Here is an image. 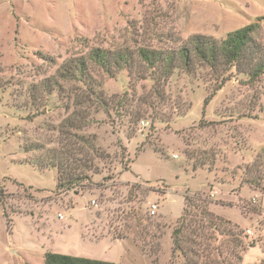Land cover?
I'll use <instances>...</instances> for the list:
<instances>
[{
  "label": "rangeland",
  "instance_id": "rangeland-1",
  "mask_svg": "<svg viewBox=\"0 0 264 264\" xmlns=\"http://www.w3.org/2000/svg\"><path fill=\"white\" fill-rule=\"evenodd\" d=\"M262 16L264 0H0V264H43L50 250L183 264L172 230L186 193L239 225L242 264H264V73L178 59L168 73L141 53L176 58L193 35L220 41ZM255 37L264 45V19ZM80 58L99 93L60 77ZM84 137L98 152L76 150ZM86 151L83 178L58 189L52 155Z\"/></svg>",
  "mask_w": 264,
  "mask_h": 264
},
{
  "label": "trees",
  "instance_id": "trees-1",
  "mask_svg": "<svg viewBox=\"0 0 264 264\" xmlns=\"http://www.w3.org/2000/svg\"><path fill=\"white\" fill-rule=\"evenodd\" d=\"M263 19L264 16L256 22L229 32L226 38L220 41L211 36L193 35L179 50L176 58L172 54L164 55L162 52L147 50L141 52L142 58L151 65L166 61L165 71L168 73L177 66L175 59H178L186 71L196 69V63L211 67L214 71H220V74L236 66L239 70L248 72L254 79L264 73V45L255 37L261 29ZM90 57L103 67L111 64V59L106 57L104 52L95 51ZM58 72L60 77L71 81L82 82L86 76V81L89 83L88 91L92 94L101 91L100 86L94 82L95 80L89 73L87 58L66 61ZM83 139L85 144L83 147L77 148V151L91 149L93 152H98L94 141L85 137ZM86 154L85 160L72 155H52L51 160L57 159L58 161V189L62 186L71 189L76 183H79L83 178L79 175L83 172L75 171L90 167L88 151ZM64 169L67 170L69 177L65 178L62 171ZM184 198L186 202L184 212L178 219L177 226L172 230L173 253L179 252L183 256V264H242L243 251L246 246L242 236L243 231L240 230L239 225L210 210L208 207L210 200L203 198L201 194L192 196L186 193ZM193 198L203 202L198 205L199 212L197 213L189 208L193 204ZM223 235H229L230 238H225ZM250 246H254V244H250ZM44 264L116 263L86 256L47 251L44 255Z\"/></svg>",
  "mask_w": 264,
  "mask_h": 264
},
{
  "label": "crops",
  "instance_id": "crops-1",
  "mask_svg": "<svg viewBox=\"0 0 264 264\" xmlns=\"http://www.w3.org/2000/svg\"><path fill=\"white\" fill-rule=\"evenodd\" d=\"M63 218H64V215H63ZM84 227L86 226V224L85 225H83ZM82 239H84L85 240V237H83L82 236ZM104 239H109V238H107V237H105V238H102V239H97V240H91V239H89V238H86V240H90V241H93V242H99V241H102V240H104ZM112 240V239H111ZM112 241H115V242H122L123 244H124V251H123V254H122V256H121V258L123 257V255L127 252V250H126V245H125V241H123V240H120V239H115V240H112ZM50 251H53V250H50ZM54 252H57V251H54ZM61 253V252H60ZM71 255H73V254H71ZM77 256H81V255H77ZM87 257V256H86ZM92 258V257H91ZM97 259V258H96ZM102 260H105V259H102ZM121 260V259H120ZM120 260L117 262V261H113V260H108V261H113V262H115L116 264H120ZM43 264H44V262H43ZM123 264V263H122Z\"/></svg>",
  "mask_w": 264,
  "mask_h": 264
},
{
  "label": "built area",
  "instance_id": "built-area-1",
  "mask_svg": "<svg viewBox=\"0 0 264 264\" xmlns=\"http://www.w3.org/2000/svg\"><path fill=\"white\" fill-rule=\"evenodd\" d=\"M91 203L95 205V204H96V200H92ZM156 208H157V205L154 204V205L152 206V210H151V212H152V213H155V212H156ZM59 217H60V218H63V214H62V213H59Z\"/></svg>",
  "mask_w": 264,
  "mask_h": 264
}]
</instances>
